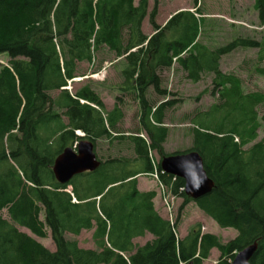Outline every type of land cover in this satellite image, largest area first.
<instances>
[{
	"label": "trees",
	"instance_id": "1",
	"mask_svg": "<svg viewBox=\"0 0 264 264\" xmlns=\"http://www.w3.org/2000/svg\"><path fill=\"white\" fill-rule=\"evenodd\" d=\"M152 1L154 33L147 36L141 27L149 0H0V55L8 56L0 64V211L6 209L9 218L0 214V264H202L212 249L219 252L216 264H230L256 241L250 264H264V135L244 149L258 129L264 132V112L257 111L264 93H244L241 80L219 68L222 56L237 48H258L263 61L264 35L210 48L197 40L205 21L197 8L178 11L160 26L154 19L158 1ZM254 9L264 24V0H254ZM101 51L117 61L118 91L137 101L138 127L128 134L118 127L121 96L106 110L89 83L73 92L66 88L79 64ZM174 64L192 82L211 73L212 93L218 94L217 103L193 119L192 146L183 151L199 153L214 183L196 200L185 195L181 178L160 172V159L169 155L163 148L165 110L176 102L167 98L161 73ZM256 71L264 76V65ZM150 88L162 99L150 100ZM82 139L92 142L95 153L99 140L126 141L133 156L98 158L94 171L58 183L55 158ZM155 172L182 199L172 224L155 209L156 192L137 188V176ZM190 202L219 227L234 229L235 237L223 242L200 224L178 237L181 212ZM19 226L39 238L48 229L55 250ZM82 230H93L95 249L65 237ZM145 234L153 238L133 243Z\"/></svg>",
	"mask_w": 264,
	"mask_h": 264
},
{
	"label": "rangeland",
	"instance_id": "2",
	"mask_svg": "<svg viewBox=\"0 0 264 264\" xmlns=\"http://www.w3.org/2000/svg\"><path fill=\"white\" fill-rule=\"evenodd\" d=\"M156 15L154 17L157 25L163 26L166 21L175 13L181 10L200 11V17H204V23L200 29L198 41L210 48L225 45L234 38L241 36L260 41L264 35V24L260 22L258 13L254 9V0H157ZM196 4V5H195ZM154 7L152 0H149L147 15L142 21V31L147 36L152 35L153 29L149 22V14ZM258 48H237L232 52L222 56L219 68L223 73L233 74L241 80V88L244 93L260 92L264 93V76L257 73L256 68L264 65V60H259ZM8 56L0 55V64H7ZM117 61L114 56L106 51L95 54L92 62H82L78 67V75L68 83L67 89L74 91L83 83H89L100 95L106 110L113 107L115 96L122 97V108L124 117L118 124L120 130L125 134L134 131L138 127V105L132 95L118 91V83H121ZM97 70V71H96ZM96 71V72H95ZM162 87L170 93L168 99L176 102L173 107L165 110V125L168 127V135L163 143L164 152L171 154L183 153L192 146L193 119L208 112L210 107L217 103L218 94L212 93V74L203 73L198 82H192L186 77L176 64L170 69L161 73ZM55 94V93H54ZM147 97L154 102L161 100L152 89H148ZM258 115L264 112V105L258 106ZM208 127H213L215 122L204 119ZM142 135V134H141ZM264 135L262 129L257 130L256 139L244 146L250 147L254 142L259 141ZM155 161L159 156L152 153ZM131 159L132 148L126 141L99 140L96 146V157L105 161L110 157H121ZM161 160V159H160ZM160 163V162H159ZM163 174H166L163 172ZM159 177L156 179L148 175L137 176V188L140 191L154 190V207L157 212L171 223L175 222L178 208L182 202L179 197H174L160 186ZM164 189V190H162ZM167 197V205L163 201V196ZM169 195V196H168ZM3 218L9 219L6 209L0 211ZM42 219L43 216L41 215ZM194 224L201 225L202 232H210L219 236L223 242H227L236 235V231L231 228L219 227L210 217L200 211L194 203L188 204L181 212L180 221L177 226V236H185L189 227ZM20 231L30 235L40 242L47 249L54 251L55 245L51 239L50 231L46 229L47 236L39 238L33 235L24 227H17ZM93 230H82L79 235L66 233L65 237L76 240L82 248L95 249L96 245L92 239ZM150 240V236L136 237L133 243L144 245ZM219 252L216 249L210 251V256L202 264H216Z\"/></svg>",
	"mask_w": 264,
	"mask_h": 264
},
{
	"label": "water",
	"instance_id": "3",
	"mask_svg": "<svg viewBox=\"0 0 264 264\" xmlns=\"http://www.w3.org/2000/svg\"><path fill=\"white\" fill-rule=\"evenodd\" d=\"M183 158L199 160L203 163L199 153L191 150L185 153H174L162 157L159 163L160 169L166 174L183 180V172L177 167L179 161ZM99 163L92 142L88 139H82L73 147H66L62 150L53 162L52 172L58 183L65 184L78 174L94 171L99 166ZM213 186V181L208 177L199 190H184V193L192 200H196L209 193ZM257 247L258 242L256 241L239 250L230 264H250V260L256 252Z\"/></svg>",
	"mask_w": 264,
	"mask_h": 264
},
{
	"label": "clouds",
	"instance_id": "4",
	"mask_svg": "<svg viewBox=\"0 0 264 264\" xmlns=\"http://www.w3.org/2000/svg\"><path fill=\"white\" fill-rule=\"evenodd\" d=\"M177 167L183 172L184 190H199L208 178L204 165L199 160L183 158L179 161Z\"/></svg>",
	"mask_w": 264,
	"mask_h": 264
},
{
	"label": "built area",
	"instance_id": "5",
	"mask_svg": "<svg viewBox=\"0 0 264 264\" xmlns=\"http://www.w3.org/2000/svg\"><path fill=\"white\" fill-rule=\"evenodd\" d=\"M162 174H163V171H160ZM152 176L154 177V178H158V174H157V172H155L154 174H152ZM160 186L162 187L163 185L162 184H160ZM163 188L166 190V188L163 186ZM164 189H162V190H164ZM167 191V190H166ZM168 193V192H167ZM169 196V195H168ZM163 201H164V203H165V205H167V197L164 195L163 196Z\"/></svg>",
	"mask_w": 264,
	"mask_h": 264
},
{
	"label": "crops",
	"instance_id": "6",
	"mask_svg": "<svg viewBox=\"0 0 264 264\" xmlns=\"http://www.w3.org/2000/svg\"><path fill=\"white\" fill-rule=\"evenodd\" d=\"M155 202V201H154ZM155 206V205H154ZM150 236V240L153 238L151 234H148Z\"/></svg>",
	"mask_w": 264,
	"mask_h": 264
}]
</instances>
